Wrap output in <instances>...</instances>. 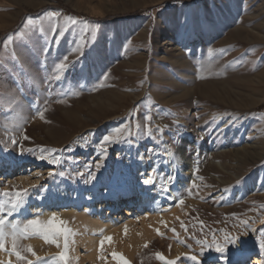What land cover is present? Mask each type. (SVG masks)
<instances>
[{"label":"rangeland","instance_id":"1","mask_svg":"<svg viewBox=\"0 0 264 264\" xmlns=\"http://www.w3.org/2000/svg\"><path fill=\"white\" fill-rule=\"evenodd\" d=\"M49 11L60 15L49 19ZM28 17L34 24L26 28ZM106 135L117 142L102 146ZM40 148L57 150L61 164L35 165L25 183L1 175L0 192H29L10 220L66 221L77 233L72 264H117L113 253L123 256L130 230L147 218L159 220L160 234L128 264H162L156 253L177 264H193L192 255L224 264L214 248L201 256L197 241L222 243L225 235L238 238L228 264H252L264 252V0H0V169ZM168 150L172 199L161 193L151 214L130 207L134 217L116 228L76 220L89 215L95 189L93 208L103 206L126 167L133 183L144 163L162 192ZM78 196L84 203L76 207ZM123 202L105 214L125 218ZM87 239L94 242L85 248ZM21 243L43 259L60 251L36 237ZM9 259L16 264L0 253Z\"/></svg>","mask_w":264,"mask_h":264},{"label":"snow or ice","instance_id":"2","mask_svg":"<svg viewBox=\"0 0 264 264\" xmlns=\"http://www.w3.org/2000/svg\"><path fill=\"white\" fill-rule=\"evenodd\" d=\"M60 13L49 11L45 13V16L49 19L58 17ZM65 22L76 23L73 17H65ZM87 23V22H85ZM34 24V20L32 17H28L26 20L25 27H30ZM43 31V29H41ZM55 31V29H53ZM14 35H19V33H14L9 35L7 40L5 41V45L12 41ZM67 60V57L64 58ZM66 67L65 63H60L56 65V71L59 72ZM56 78H59L58 76ZM107 76H105V79ZM102 86V84L100 85ZM41 118H43V113H38ZM146 120H150V117H146ZM117 132L120 130L117 129ZM23 139H28V137L24 136ZM83 139V138H82ZM12 144H16V140L13 139ZM117 142L110 138L109 136H104L102 141L103 144H109ZM23 151L34 152L33 149H22ZM57 150L55 149H39V155L36 157L39 160H46L49 164L53 166H59L62 162V158L58 155H54ZM106 151V150H105ZM47 153V155H46ZM100 165L97 164V168ZM59 175H64L61 171L58 173ZM83 173H81L82 175ZM36 175L39 177L40 173L37 172ZM53 172H49V176L51 177ZM91 179L95 178V174L89 171L88 173ZM148 181H145L147 183ZM166 190V189H165ZM29 192L28 190L24 191H12V192H0V253H7L9 257H15L16 264H72V261L68 255L69 245L70 243H74V237L77 233L73 232L67 226V222L60 220L57 215L53 214L46 222H42L39 218L26 219V220H10L9 218L13 216V214L18 213L25 205L26 200L28 198ZM183 204V199L178 201V205ZM247 221H242V225H246ZM181 227L184 228L183 222H181ZM187 231L186 228H184ZM127 229H125V232ZM175 234V229H172ZM159 235L160 233L157 232ZM40 238L46 244L53 245L56 248L60 249L58 255L50 257L48 259H43L36 255L35 251L31 246H24L21 241L28 238ZM108 241H111V237L106 238ZM238 242V238H232L228 235L224 236V240L222 243H217L215 239L211 245L205 243L204 241H197V244L201 246V253L203 255L204 249L214 248V250L220 254L218 257L220 260L224 262V264H228V245H235ZM105 243V240L102 239L100 241L101 247ZM182 243V242H181ZM147 247V245H145ZM264 248V244L261 245ZM25 254H29L32 257H35V261L27 259ZM156 259L162 261V264H177L175 260H165L162 254L156 253ZM114 260L117 261V264H128V261L123 258V256H118L113 253ZM187 259L191 260L193 264H199L198 258L196 255H192L187 257ZM0 264H5V261L0 260ZM7 264H12L11 259L7 261Z\"/></svg>","mask_w":264,"mask_h":264},{"label":"bare ground","instance_id":"3","mask_svg":"<svg viewBox=\"0 0 264 264\" xmlns=\"http://www.w3.org/2000/svg\"><path fill=\"white\" fill-rule=\"evenodd\" d=\"M166 158H167V166H166L167 182L162 192L159 193V190L154 186V184L152 183V180L145 173L146 166L144 165V163H143L142 169H140L139 171L140 174L138 175V178L133 183L129 179L128 170L126 167L122 169V172L118 175L117 180L114 184V187L112 188L110 193L105 198L106 202H103V206H100V208H97V207L93 208V206H95L93 205V202L96 201L98 198H100L97 195L95 191L96 189H95L90 194L91 201L86 202L88 204L87 207H89L90 217L89 215L87 216L86 214L87 212L85 209L84 212L82 211L83 213L80 212L81 213L80 215L83 214V216L75 215L76 220L79 217V219H81L80 223H82L83 225H87L88 229H92L95 225L97 226L98 223H104L106 226L108 227L110 226L109 228H112V227L116 228L115 226L121 224L125 220H129L132 217H134L133 211L135 209L131 210L130 207H136L138 211L141 210L143 207H146L147 208L146 211L151 214L152 211L158 205V201L162 199L160 197L162 196L166 197L167 201L172 199L171 195L167 194L166 192L167 190H165L168 184L170 183L172 175L174 173L172 160H171V154L169 150L167 152ZM177 158H179V160H181V162L184 163L185 162L184 152L183 151L180 152L178 150ZM39 163H48V162L46 160H39L37 158L31 159L30 161L25 162V163L7 162L5 167L3 169H0V177L1 175H8L10 178H12L13 175H18L20 177L19 178L20 181L25 183L26 181H29L31 177L30 172L34 171L36 169L35 165ZM145 181H148V182L145 183ZM161 193H162V196L160 195ZM78 198L79 199H77L74 202L76 207H79L82 203H84V200L82 199V197L78 196ZM53 200L54 198H50V201L53 202ZM122 201H124L123 205H128V208L123 212V215L125 216V218L121 216L120 218L114 217L112 219V217L105 214L104 208H108V211H111V213H114V210L118 209ZM55 203H58V202H55ZM104 204L106 205V207ZM158 222L157 220H152L148 218L141 219L139 228L130 230L132 231L131 235L128 234V236L126 237L127 238L126 243L120 246V249L121 247L124 249L122 251V255L125 260L131 261L134 254L140 249L141 245L148 243V241L154 235L157 234V232L160 229ZM85 227L86 226H84V228ZM120 236H118L119 239H120ZM119 239H117V242L120 241ZM79 240L80 239L78 237V241ZM92 242H94L93 239L85 240L83 242L84 247L87 248L88 246L92 244ZM244 260H242L241 262H243ZM250 260H252V258ZM263 261H264V252H259V256L254 257L252 264H261Z\"/></svg>","mask_w":264,"mask_h":264}]
</instances>
